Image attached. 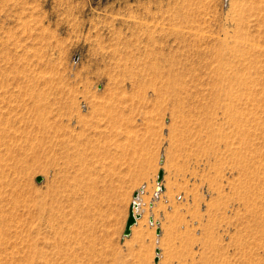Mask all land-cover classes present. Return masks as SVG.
<instances>
[{
    "label": "rangeland",
    "instance_id": "374dc122",
    "mask_svg": "<svg viewBox=\"0 0 264 264\" xmlns=\"http://www.w3.org/2000/svg\"><path fill=\"white\" fill-rule=\"evenodd\" d=\"M0 264H264V0H0Z\"/></svg>",
    "mask_w": 264,
    "mask_h": 264
},
{
    "label": "bare ground",
    "instance_id": "6f19581e",
    "mask_svg": "<svg viewBox=\"0 0 264 264\" xmlns=\"http://www.w3.org/2000/svg\"><path fill=\"white\" fill-rule=\"evenodd\" d=\"M105 112L107 113L108 111H106L105 110ZM106 117V116H105ZM158 184H157V186L156 187H158V186H160L161 187V184H160V182H157ZM155 187V188H156ZM159 190H161V188L159 189ZM159 190H156L155 189V195H157V193L159 192ZM144 191V188H142L141 187V189L139 190V191H137V196L133 199V203L135 204V206L132 208V212H133V214H139L137 211L140 209V206H141V200L140 199H142V198H140L141 196V193ZM139 193H140V195H139ZM139 196V197H138ZM143 201V200H142ZM52 205V204H51ZM50 204H49V206L47 207V206H44V207H42V210H41V212H40V217L41 218H45L46 219V223H47V225H48V227H50V228H55V225H56V223H54L55 221H54V217H55V215H54V211L56 212V210H57V212H58V209H56V210H54L55 209V207L53 208L52 206H51ZM53 206H54V204H53ZM56 214V213H55ZM58 215V214H57ZM140 216V215H139ZM137 218H139V217H136L135 218V221H134V224L137 222ZM55 219H57V218H55ZM150 220H152L151 218H150ZM153 221V220H152ZM151 221V222H152ZM137 224H138V222H137ZM133 225H131L130 226V228H129V231H131L130 229H131V227H132ZM56 239V238H55ZM29 241V240H28ZM35 246V245H34ZM33 247V246H32Z\"/></svg>",
    "mask_w": 264,
    "mask_h": 264
},
{
    "label": "water",
    "instance_id": "95a60500",
    "mask_svg": "<svg viewBox=\"0 0 264 264\" xmlns=\"http://www.w3.org/2000/svg\"><path fill=\"white\" fill-rule=\"evenodd\" d=\"M161 177H162V170L161 169H158L157 172H156V176H155V181L156 182H160L161 180ZM40 177H36L35 178V181H40ZM161 187L158 186L156 187L155 189L156 190H159ZM132 198L134 199L136 196H137V191H133L132 192ZM135 206V204L131 201L128 205V208H127V216H126V219H125V222H124V226H123V230H122V235L123 236H126L129 234V228L130 226L134 223L135 221V218L137 217V214H133L132 212V208ZM159 232V229L156 228L155 229V233L157 234ZM156 259H154L155 261Z\"/></svg>",
    "mask_w": 264,
    "mask_h": 264
}]
</instances>
